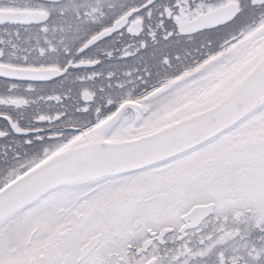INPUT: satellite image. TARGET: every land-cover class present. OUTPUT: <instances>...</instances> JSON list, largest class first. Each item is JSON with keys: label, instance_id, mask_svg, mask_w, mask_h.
<instances>
[{"label": "snow or ice", "instance_id": "obj_1", "mask_svg": "<svg viewBox=\"0 0 264 264\" xmlns=\"http://www.w3.org/2000/svg\"><path fill=\"white\" fill-rule=\"evenodd\" d=\"M0 264H264V0H0Z\"/></svg>", "mask_w": 264, "mask_h": 264}]
</instances>
